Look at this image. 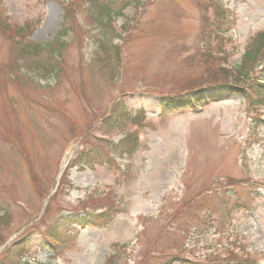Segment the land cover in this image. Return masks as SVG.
I'll return each mask as SVG.
<instances>
[{"label": "rangeland", "instance_id": "1", "mask_svg": "<svg viewBox=\"0 0 264 264\" xmlns=\"http://www.w3.org/2000/svg\"><path fill=\"white\" fill-rule=\"evenodd\" d=\"M104 2L110 44L95 20ZM63 25L57 57L20 51ZM263 31L264 0H0V264H264V94L160 105L213 84L225 64L237 73ZM118 100L142 120L105 124ZM122 141H136L131 156ZM85 146L92 169L79 170ZM100 211L98 225H77ZM24 234L27 252L13 257Z\"/></svg>", "mask_w": 264, "mask_h": 264}, {"label": "trees", "instance_id": "2", "mask_svg": "<svg viewBox=\"0 0 264 264\" xmlns=\"http://www.w3.org/2000/svg\"><path fill=\"white\" fill-rule=\"evenodd\" d=\"M133 1L137 3L139 0H133ZM97 8L101 9V11L99 12V14L97 13L98 17L95 19L96 21L101 22L102 17H105V20L110 19L112 15V12H111L112 10L109 7V4L107 2H104L102 6H98ZM119 11L120 10H118V13ZM105 23H104V30L101 35V38L99 39V42L103 44H110L111 38L109 39L107 38L108 32L105 30V27H106ZM27 29H28V26L27 28H25V30L23 28L21 29L19 28L16 30L13 29L15 30V32L14 31L13 32L22 38ZM65 35H67V27L66 25H63L51 42H47V43L28 42L24 46L25 48L23 47V49L20 51H23V53L25 54H32V55H38L39 53L41 54V52H45V53H49L48 55L57 57V54H59L64 47L63 36ZM120 54H121L120 48L119 47L115 48L113 61L115 62L116 65L118 64L117 66L118 68H119ZM263 54H264V32L258 34L253 39V41L249 44V46H247V49L243 53L241 61L238 65L239 67H238L237 73L231 72L229 70H222V71H225L223 74V77L220 79H213L212 80L213 84H211V87L208 90H203L199 88L200 86H195L198 89L191 88L185 91L184 93L163 96L161 100V106L167 110H175V109L184 108L187 106L194 107L199 103L206 102V98L214 92H215L214 95L218 94V96L219 95L227 96V95H230L231 93L240 94L241 92H243L241 94H245V97L252 100L251 95L257 96L256 90H258L257 92L262 91L260 90L262 88L261 85H259L258 87V84H254L255 82L251 81V78H253L251 76V73H252V70L254 69H256L259 73H262L264 71V67L261 70H258L259 61L262 60ZM56 67L57 66L55 63H54V67H52V64H51L49 70H52V68L54 70H57ZM217 73H220V72L217 71ZM244 81L245 83L247 81L248 83L251 84V87L245 88V89L250 90V92L251 91H254V92L244 93V91H242V87L246 86V85H243ZM119 106H122V105L120 103L115 104V106L112 108L109 114L106 115V118L104 121L105 124L112 123V124H115L116 126H121L125 120L126 121L133 120L135 122L140 121L139 117L132 116L131 113H129L125 108L120 109ZM86 143L88 144L87 140H86ZM121 144L124 145V151L128 155H130L136 147V141H135V145L130 146V148H127L126 141L121 142ZM88 150L89 148L85 146L84 150H82L78 154L77 158L75 159L74 164L79 166V168H83V166L85 165L92 168V164H90L89 160H87L86 158L94 159V157H87ZM100 216H101V211L100 212H84L83 215L79 216V218L76 219V223L82 228L89 226V225L96 226L99 223L98 218H100ZM6 221H7V215L5 213H0V222L5 223ZM28 241L29 239L27 237V234H24L21 237H19L17 241L13 242L7 248L6 251L7 252L11 251V253L10 252L9 253L12 254L13 257L20 258L21 256L22 258V255L27 252L25 245L26 243H28ZM50 247L52 250H55L57 246L55 242H52ZM172 261H179V260H172ZM181 263L182 264L184 263L185 264H195V262L186 260L183 257L181 259ZM249 263L250 261L247 259L236 258L234 262H232L231 264H249ZM203 264H228V263L226 261L218 260V261H211L207 263L203 262Z\"/></svg>", "mask_w": 264, "mask_h": 264}, {"label": "bare ground", "instance_id": "3", "mask_svg": "<svg viewBox=\"0 0 264 264\" xmlns=\"http://www.w3.org/2000/svg\"><path fill=\"white\" fill-rule=\"evenodd\" d=\"M66 159H68V158L66 157L65 160H66ZM65 160H64V161H65ZM63 164H64V163H63Z\"/></svg>", "mask_w": 264, "mask_h": 264}]
</instances>
